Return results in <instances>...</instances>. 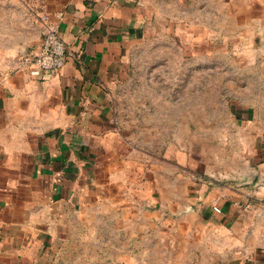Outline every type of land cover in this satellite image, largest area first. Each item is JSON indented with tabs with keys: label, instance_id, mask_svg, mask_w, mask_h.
I'll return each mask as SVG.
<instances>
[{
	"label": "crops",
	"instance_id": "0c3cea01",
	"mask_svg": "<svg viewBox=\"0 0 264 264\" xmlns=\"http://www.w3.org/2000/svg\"><path fill=\"white\" fill-rule=\"evenodd\" d=\"M152 1L0 0V264H264V113L250 105L240 115L239 170L213 185L191 182V199L177 194V225L149 223L160 256H136L137 209L106 192L113 89ZM42 15L59 25L67 61L36 79L12 60L39 51ZM175 231L177 258L168 250Z\"/></svg>",
	"mask_w": 264,
	"mask_h": 264
},
{
	"label": "rangeland",
	"instance_id": "374dc122",
	"mask_svg": "<svg viewBox=\"0 0 264 264\" xmlns=\"http://www.w3.org/2000/svg\"><path fill=\"white\" fill-rule=\"evenodd\" d=\"M150 12L114 86L115 131L102 153L106 192L137 209L132 244L143 259L166 251L149 241V223L177 225V194L191 199V182L239 170L246 105L264 113V0H153ZM106 237L113 256L112 231Z\"/></svg>",
	"mask_w": 264,
	"mask_h": 264
},
{
	"label": "built area",
	"instance_id": "2783aa9c",
	"mask_svg": "<svg viewBox=\"0 0 264 264\" xmlns=\"http://www.w3.org/2000/svg\"><path fill=\"white\" fill-rule=\"evenodd\" d=\"M43 41L38 52L21 55L12 60L14 70L25 69L30 76L41 79L46 73H56L66 64L68 46L60 35L59 25L50 16L42 15ZM221 213L219 207H214Z\"/></svg>",
	"mask_w": 264,
	"mask_h": 264
}]
</instances>
